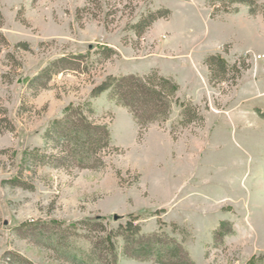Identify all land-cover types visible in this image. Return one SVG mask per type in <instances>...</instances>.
<instances>
[{"label": "rangeland", "instance_id": "rangeland-1", "mask_svg": "<svg viewBox=\"0 0 264 264\" xmlns=\"http://www.w3.org/2000/svg\"><path fill=\"white\" fill-rule=\"evenodd\" d=\"M155 11L165 16L138 34ZM210 53L236 70L211 80ZM63 56L77 57L73 69L31 82ZM154 69L181 88L167 120L140 128L105 86ZM185 100L203 121L183 123ZM73 104L111 131L103 166L42 160L58 152L45 135ZM263 109L264 0H0V264H79L52 237L85 220L166 231L195 264H264ZM92 223L67 240L88 250L103 233ZM123 246L118 264H162Z\"/></svg>", "mask_w": 264, "mask_h": 264}, {"label": "trees", "instance_id": "trees-1", "mask_svg": "<svg viewBox=\"0 0 264 264\" xmlns=\"http://www.w3.org/2000/svg\"><path fill=\"white\" fill-rule=\"evenodd\" d=\"M227 1L252 4V0ZM166 11L169 13L168 10ZM163 16L165 14L160 11L151 12L137 22L134 28L141 35L152 22ZM115 53L116 50L110 47L99 51L102 59H110ZM75 61H77V57H60L44 68L31 82L40 79L47 81L64 69H73L75 63L71 62ZM204 62L209 67L211 80H223L230 71L236 70L235 65H230L219 54H208ZM240 74L241 70L239 69L236 75L239 77ZM105 87L109 88L110 95L117 104L130 111L139 127L145 128L152 123L168 119L175 94L180 90L181 84L174 77L162 75L154 69L144 75L130 73L115 77ZM182 106L184 124L203 121L204 117L197 105L190 100H185ZM87 108L81 105H70L64 116L51 123L45 135L46 141L53 144V148L58 152L44 155L42 157L44 163L53 167H62L69 163H76L79 167L84 168L104 165L102 152L112 144L111 131L106 125L90 121ZM89 110L94 111L92 107H89ZM84 222H93L91 230H102L103 232L90 238L91 247L88 250L81 249L67 240L69 235L67 233L83 228L78 225ZM134 222L128 223L122 230H111L108 233L102 223L90 220L78 221L73 224V227L63 230L62 233L53 234L52 240L62 244V250L64 253L67 252L66 259L79 264H118L120 253L117 247V238L119 237L124 240L121 254L126 258L151 260L162 264H195L183 242L179 241L176 236H171L166 231L143 233L140 226ZM93 225H99L102 229L92 227ZM68 249L73 250L69 255ZM8 263L31 264L29 261H22L15 257H10Z\"/></svg>", "mask_w": 264, "mask_h": 264}, {"label": "water", "instance_id": "water-1", "mask_svg": "<svg viewBox=\"0 0 264 264\" xmlns=\"http://www.w3.org/2000/svg\"><path fill=\"white\" fill-rule=\"evenodd\" d=\"M115 219H118V216L117 215L115 216Z\"/></svg>", "mask_w": 264, "mask_h": 264}, {"label": "crops", "instance_id": "crops-1", "mask_svg": "<svg viewBox=\"0 0 264 264\" xmlns=\"http://www.w3.org/2000/svg\"><path fill=\"white\" fill-rule=\"evenodd\" d=\"M262 113H264V109H263V111H261Z\"/></svg>", "mask_w": 264, "mask_h": 264}]
</instances>
